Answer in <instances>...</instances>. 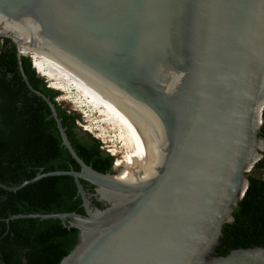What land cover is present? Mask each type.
I'll list each match as a JSON object with an SVG mask.
<instances>
[{
  "label": "water",
  "instance_id": "water-1",
  "mask_svg": "<svg viewBox=\"0 0 264 264\" xmlns=\"http://www.w3.org/2000/svg\"><path fill=\"white\" fill-rule=\"evenodd\" d=\"M0 20L29 34L23 41L0 31L20 57L29 42L87 67L138 156L133 175L95 171L73 148L56 105L30 86L51 107L80 171L0 186L74 178L84 215L13 217L77 229L60 264H264L259 247L215 255L264 153V0H0Z\"/></svg>",
  "mask_w": 264,
  "mask_h": 264
},
{
  "label": "trees",
  "instance_id": "trees-1",
  "mask_svg": "<svg viewBox=\"0 0 264 264\" xmlns=\"http://www.w3.org/2000/svg\"><path fill=\"white\" fill-rule=\"evenodd\" d=\"M30 86L56 105L79 157L95 171L110 173L115 158L103 151L99 140L78 133L81 116L70 115L57 103L60 93L48 87L30 57H20L11 41L0 39V183L14 188L38 174L80 171L63 145L51 107ZM260 138L264 140V112ZM255 170L264 172V153ZM246 177L248 190L234 210V222L223 228L217 256L264 248V178L251 173ZM82 185L94 194L92 185L84 181ZM92 202L101 207L95 197ZM66 213L85 214L72 177L44 178L18 191L0 186V264H60L76 247L78 230L65 227L60 220L13 217Z\"/></svg>",
  "mask_w": 264,
  "mask_h": 264
},
{
  "label": "bare ground",
  "instance_id": "bare-ground-1",
  "mask_svg": "<svg viewBox=\"0 0 264 264\" xmlns=\"http://www.w3.org/2000/svg\"><path fill=\"white\" fill-rule=\"evenodd\" d=\"M1 29L4 35L13 34L23 41L30 39L28 33L15 25L13 26L9 22H5ZM28 43L24 44L22 42L20 44V51L22 55L32 57L34 69L38 71L39 76L47 79L53 90L63 93L66 92L68 95L74 94V98L76 102L79 101V105H85L97 110L95 112L100 116V123L102 125L97 124L98 128L95 131L98 129L103 138H110L108 134L112 132L116 134V142L112 139L111 141L118 143L120 146L113 148L110 153L113 157H116L115 170L120 171L118 176L133 175L138 156L132 136L111 97L93 74L87 67L71 59L69 56L62 55L53 46L46 48L42 46L30 47ZM86 127L88 126L86 125ZM120 153L124 155L118 158L117 155Z\"/></svg>",
  "mask_w": 264,
  "mask_h": 264
},
{
  "label": "rangeland",
  "instance_id": "rangeland-1",
  "mask_svg": "<svg viewBox=\"0 0 264 264\" xmlns=\"http://www.w3.org/2000/svg\"><path fill=\"white\" fill-rule=\"evenodd\" d=\"M24 57H30V56H27V55L25 56L24 55ZM45 82L50 87V84H49L48 80L45 79ZM59 93H60V96L56 100L57 103L63 109H65L70 115H80L81 116V119L79 120L77 125H79V127L81 129L82 135H84L86 133V134L91 135L95 139L98 138L97 140H99L101 142L102 149L106 153L112 151L113 148H116V147L120 146L118 143H115L116 142V134L115 133H113V132L109 133L108 136L110 138H103L102 134L99 132L98 129H97V131H95L96 128H98V125H102L100 123L101 122L100 121V116L98 114H96L97 110L92 109L91 107L89 108V107H87L85 105H82V106H81V104L79 105L78 104L79 101L76 102V100L74 98V96H75L74 94L68 95L66 92H64V93L63 92H59ZM73 101H75V102L73 103ZM75 103H77V104H75ZM86 125L88 127H86ZM84 128L87 129V130H85ZM98 135H99V137H98ZM111 139L114 140L115 142H112ZM107 140H109V141H107ZM110 141H111V143H110ZM113 144H115V145H113ZM122 155H124V154L120 153V154L117 155V157L120 158ZM250 173L251 174H255L257 177L264 178V172L263 171H256L255 168Z\"/></svg>",
  "mask_w": 264,
  "mask_h": 264
},
{
  "label": "clouds",
  "instance_id": "clouds-1",
  "mask_svg": "<svg viewBox=\"0 0 264 264\" xmlns=\"http://www.w3.org/2000/svg\"><path fill=\"white\" fill-rule=\"evenodd\" d=\"M32 60V59H31ZM34 62H33V60H32V64H33ZM33 67H34V64H33ZM36 72L38 73V71L36 70ZM47 80V79H46ZM49 87V86H48ZM51 88V87H50ZM108 154L110 155V156H112L113 157V155L110 153V152H108ZM115 158V162H114V165H113V167L115 166V164H116V157H114ZM112 167V168H113Z\"/></svg>",
  "mask_w": 264,
  "mask_h": 264
},
{
  "label": "flooded vegetation",
  "instance_id": "flooded-vegetation-1",
  "mask_svg": "<svg viewBox=\"0 0 264 264\" xmlns=\"http://www.w3.org/2000/svg\"><path fill=\"white\" fill-rule=\"evenodd\" d=\"M77 129H78V133H79L81 136H83V135H82V131H81L79 125H77Z\"/></svg>",
  "mask_w": 264,
  "mask_h": 264
}]
</instances>
